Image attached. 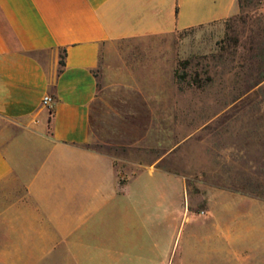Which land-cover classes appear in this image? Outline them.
I'll use <instances>...</instances> for the list:
<instances>
[{
  "label": "crops",
  "instance_id": "obj_1",
  "mask_svg": "<svg viewBox=\"0 0 264 264\" xmlns=\"http://www.w3.org/2000/svg\"><path fill=\"white\" fill-rule=\"evenodd\" d=\"M240 11L239 0H0V116L13 125L0 136V202H11L0 264H245L264 252L263 197L195 190L179 167L133 170L90 146L110 43L224 30Z\"/></svg>",
  "mask_w": 264,
  "mask_h": 264
},
{
  "label": "rangeland",
  "instance_id": "obj_2",
  "mask_svg": "<svg viewBox=\"0 0 264 264\" xmlns=\"http://www.w3.org/2000/svg\"><path fill=\"white\" fill-rule=\"evenodd\" d=\"M170 64L171 76L155 71ZM102 67L92 148L133 170L156 160L179 167L195 190L203 180L264 198V0L245 2L224 30L110 43ZM12 133L0 116V136ZM10 203L0 202V213ZM253 242L264 246L263 238ZM244 263L264 264V252L245 253Z\"/></svg>",
  "mask_w": 264,
  "mask_h": 264
},
{
  "label": "trees",
  "instance_id": "obj_3",
  "mask_svg": "<svg viewBox=\"0 0 264 264\" xmlns=\"http://www.w3.org/2000/svg\"><path fill=\"white\" fill-rule=\"evenodd\" d=\"M240 1V5H241V10H242V8L244 7V4H245V2H249V3H252L253 2V0H239ZM64 51H65V53H66V48L64 49ZM64 56V55H63ZM62 56V57H63ZM61 63L62 64H65V61L62 59L61 60ZM176 76L179 78V79H182V78H184L185 76L184 75H180L179 73H176Z\"/></svg>",
  "mask_w": 264,
  "mask_h": 264
},
{
  "label": "built area",
  "instance_id": "obj_4",
  "mask_svg": "<svg viewBox=\"0 0 264 264\" xmlns=\"http://www.w3.org/2000/svg\"><path fill=\"white\" fill-rule=\"evenodd\" d=\"M53 102H54V99H53V96H51V95H46V96L43 98V103H44L45 105L50 106L51 104H53Z\"/></svg>",
  "mask_w": 264,
  "mask_h": 264
}]
</instances>
